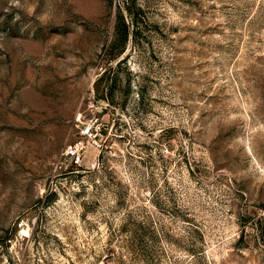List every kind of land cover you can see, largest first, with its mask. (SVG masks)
<instances>
[{"label":"rangeland","instance_id":"rangeland-1","mask_svg":"<svg viewBox=\"0 0 264 264\" xmlns=\"http://www.w3.org/2000/svg\"><path fill=\"white\" fill-rule=\"evenodd\" d=\"M0 264H264V0H0Z\"/></svg>","mask_w":264,"mask_h":264},{"label":"built area","instance_id":"built-area-1","mask_svg":"<svg viewBox=\"0 0 264 264\" xmlns=\"http://www.w3.org/2000/svg\"><path fill=\"white\" fill-rule=\"evenodd\" d=\"M89 145L98 149L103 146V135L96 118H89L82 124L79 137L65 146L64 156L72 166H80L85 155V148Z\"/></svg>","mask_w":264,"mask_h":264},{"label":"bare ground","instance_id":"bare-ground-1","mask_svg":"<svg viewBox=\"0 0 264 264\" xmlns=\"http://www.w3.org/2000/svg\"><path fill=\"white\" fill-rule=\"evenodd\" d=\"M24 232H26V231L24 230Z\"/></svg>","mask_w":264,"mask_h":264}]
</instances>
